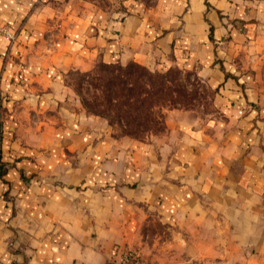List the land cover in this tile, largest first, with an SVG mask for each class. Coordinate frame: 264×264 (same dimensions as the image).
Segmentation results:
<instances>
[{
    "label": "crops",
    "instance_id": "0c3cea01",
    "mask_svg": "<svg viewBox=\"0 0 264 264\" xmlns=\"http://www.w3.org/2000/svg\"><path fill=\"white\" fill-rule=\"evenodd\" d=\"M104 1L0 0V264H113L150 215L264 264V91L247 74L264 0ZM98 62L192 70L212 111L116 135L66 82Z\"/></svg>",
    "mask_w": 264,
    "mask_h": 264
},
{
    "label": "rangeland",
    "instance_id": "374dc122",
    "mask_svg": "<svg viewBox=\"0 0 264 264\" xmlns=\"http://www.w3.org/2000/svg\"><path fill=\"white\" fill-rule=\"evenodd\" d=\"M96 1L102 5L105 3L104 0ZM178 69L179 71L173 70L175 72L171 75L177 83L185 87L190 100L187 104L181 107L177 104L174 108L184 109V107H187L186 109L194 111L201 117L207 118L212 111V91L207 88L205 83L197 79L192 70ZM110 74L107 68L98 62L86 72L70 70L67 74L66 82L71 87L72 92L86 113L106 119L112 132L116 135H122L123 129L116 124L115 120L110 122L107 118L86 110L81 99L85 98L88 100L93 109L102 110L104 107L100 105L98 99L102 97L103 90L94 88V82L105 80ZM247 74H251L256 84L264 91V62L256 71L250 70L247 71ZM172 108L166 106L162 110V122L160 119L156 127L150 129L148 132H141L136 137L138 139H150L156 135H163L166 131L163 119L164 114ZM220 221V216H217L216 224L220 225ZM198 231L197 234H190L191 232L187 225L184 227L179 224L165 223L156 215H150L139 229L138 243L134 245L136 246L135 249H128L135 250L139 254L143 264H238L236 259L239 252L236 250L228 249V252L216 250V248L220 249L221 239L226 238L224 235L220 236L218 233L216 236H211V239L212 237H216L217 243L215 244L214 241L205 250L204 240L209 236L202 232L203 229H198ZM228 239L229 247H231L232 236L229 235ZM199 242L202 245H194ZM191 244H193V247H191Z\"/></svg>",
    "mask_w": 264,
    "mask_h": 264
},
{
    "label": "trees",
    "instance_id": "16d2710c",
    "mask_svg": "<svg viewBox=\"0 0 264 264\" xmlns=\"http://www.w3.org/2000/svg\"><path fill=\"white\" fill-rule=\"evenodd\" d=\"M99 63L111 73L107 79L94 82V88L103 90L98 101L104 108L93 109L85 98H81L82 104L86 110L110 122L115 120L124 135L138 139L136 136L139 133L150 131L159 124L160 119L162 122V110L166 106L174 108L178 104L181 107L190 100L185 87L171 75L175 72L173 70L179 71V67L153 71L136 62ZM211 91L212 99L214 92Z\"/></svg>",
    "mask_w": 264,
    "mask_h": 264
},
{
    "label": "built area",
    "instance_id": "2783aa9c",
    "mask_svg": "<svg viewBox=\"0 0 264 264\" xmlns=\"http://www.w3.org/2000/svg\"><path fill=\"white\" fill-rule=\"evenodd\" d=\"M2 31H5L2 29ZM113 264H143L139 254L133 249H125L120 252Z\"/></svg>",
    "mask_w": 264,
    "mask_h": 264
}]
</instances>
